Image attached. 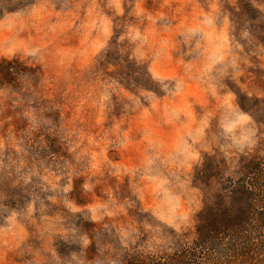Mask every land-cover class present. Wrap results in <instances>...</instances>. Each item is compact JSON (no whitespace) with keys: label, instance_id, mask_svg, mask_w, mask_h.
I'll return each instance as SVG.
<instances>
[{"label":"rangeland","instance_id":"374dc122","mask_svg":"<svg viewBox=\"0 0 264 264\" xmlns=\"http://www.w3.org/2000/svg\"><path fill=\"white\" fill-rule=\"evenodd\" d=\"M205 156L264 157V0H0V264L173 251Z\"/></svg>","mask_w":264,"mask_h":264},{"label":"trees","instance_id":"16d2710c","mask_svg":"<svg viewBox=\"0 0 264 264\" xmlns=\"http://www.w3.org/2000/svg\"><path fill=\"white\" fill-rule=\"evenodd\" d=\"M194 180L211 198L195 216L192 239H180L170 252L135 254L128 264H264V157L242 158L239 171L227 176L205 156Z\"/></svg>","mask_w":264,"mask_h":264}]
</instances>
